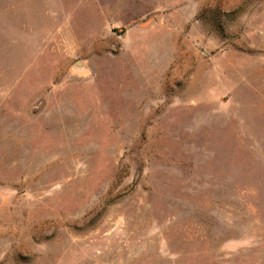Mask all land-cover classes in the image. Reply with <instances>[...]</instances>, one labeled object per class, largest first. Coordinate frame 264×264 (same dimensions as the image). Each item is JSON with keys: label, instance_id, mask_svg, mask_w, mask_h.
I'll return each instance as SVG.
<instances>
[{"label": "rangeland", "instance_id": "374dc122", "mask_svg": "<svg viewBox=\"0 0 264 264\" xmlns=\"http://www.w3.org/2000/svg\"><path fill=\"white\" fill-rule=\"evenodd\" d=\"M0 264H264V0H0Z\"/></svg>", "mask_w": 264, "mask_h": 264}, {"label": "water", "instance_id": "95a60500", "mask_svg": "<svg viewBox=\"0 0 264 264\" xmlns=\"http://www.w3.org/2000/svg\"><path fill=\"white\" fill-rule=\"evenodd\" d=\"M75 67L79 70H83L85 68L84 62L81 60H78L75 62Z\"/></svg>", "mask_w": 264, "mask_h": 264}]
</instances>
